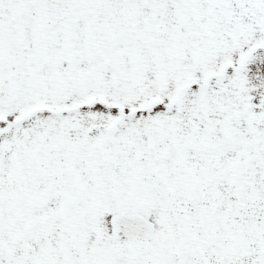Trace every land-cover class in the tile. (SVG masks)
Instances as JSON below:
<instances>
[{"label": "snow or ice", "instance_id": "snow-or-ice-1", "mask_svg": "<svg viewBox=\"0 0 264 264\" xmlns=\"http://www.w3.org/2000/svg\"><path fill=\"white\" fill-rule=\"evenodd\" d=\"M0 264H264V0H0Z\"/></svg>", "mask_w": 264, "mask_h": 264}]
</instances>
